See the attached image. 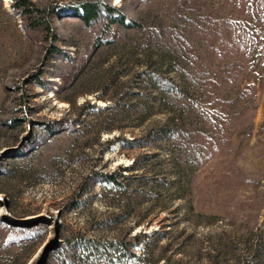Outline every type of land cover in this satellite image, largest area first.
Here are the masks:
<instances>
[{"label": "rangeland", "instance_id": "rangeland-1", "mask_svg": "<svg viewBox=\"0 0 264 264\" xmlns=\"http://www.w3.org/2000/svg\"><path fill=\"white\" fill-rule=\"evenodd\" d=\"M32 1L49 33L0 0V264H106L88 240L127 244L108 264H243L264 237V0H102L125 15L109 27ZM179 67L223 80L168 144L148 77Z\"/></svg>", "mask_w": 264, "mask_h": 264}, {"label": "trees", "instance_id": "trees-1", "mask_svg": "<svg viewBox=\"0 0 264 264\" xmlns=\"http://www.w3.org/2000/svg\"><path fill=\"white\" fill-rule=\"evenodd\" d=\"M81 13L79 18L86 25H90L93 22L104 20L105 26L109 27L112 24L124 25L125 15L119 8L108 5L102 0H83L80 4ZM11 8L16 12V14L22 16L28 24V27L33 30H41L42 32L49 33L50 31V20L48 19L46 10L38 8L32 0H13ZM223 57V56H222ZM167 59V58H166ZM157 61L162 63L165 61V58L161 55L158 56ZM242 67L235 68L233 75L236 76L235 72H239ZM246 73H254L255 68H245ZM177 77L176 78H166L161 77L157 73L153 72L149 76L148 80H152L154 86L158 90L157 96H155V102L158 105H166L167 107V116L165 121L166 133L165 137L169 143L180 142L184 136L187 125L189 124L187 120L188 107L181 103L183 99L191 98L192 94L202 96L205 93V87L208 85H213V90L217 89L216 86L222 83L221 78L214 81H210L209 84L206 82L200 83L196 78L198 74L192 75L190 72L185 70V67H179L176 69ZM233 82L234 79L228 80ZM252 88V86H251ZM245 92H240L239 96L236 99L243 97ZM200 98V97H199ZM193 99V98H192ZM235 99V100H236ZM142 102L138 103V107H143ZM130 141L126 139L128 145H138L143 139H132ZM137 159H135V165L137 164ZM126 170V169H123ZM179 176V175H177ZM113 181L111 176L107 177ZM169 231L165 229H158L152 234L147 235L145 232H139L134 234L133 243L131 245L137 246L143 241L146 245H149L152 240L155 242L159 239L168 237ZM88 246L86 250L90 254L99 256L101 260L105 261L106 264L109 263V253H119L118 256L130 254L129 249L126 248L127 244L120 243L119 241H98V240H88ZM245 261L243 264H248V258L256 260V262L264 263V237L257 236L251 247L248 250ZM250 255V256H248ZM240 264V263H238Z\"/></svg>", "mask_w": 264, "mask_h": 264}]
</instances>
